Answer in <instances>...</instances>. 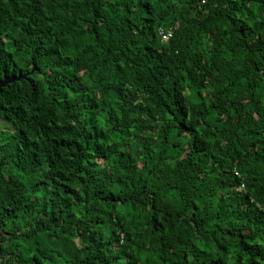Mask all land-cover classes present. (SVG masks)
Wrapping results in <instances>:
<instances>
[{"label":"trees","instance_id":"obj_1","mask_svg":"<svg viewBox=\"0 0 264 264\" xmlns=\"http://www.w3.org/2000/svg\"><path fill=\"white\" fill-rule=\"evenodd\" d=\"M5 76L0 264H264V0H0Z\"/></svg>","mask_w":264,"mask_h":264},{"label":"water","instance_id":"obj_2","mask_svg":"<svg viewBox=\"0 0 264 264\" xmlns=\"http://www.w3.org/2000/svg\"><path fill=\"white\" fill-rule=\"evenodd\" d=\"M20 76L18 77H8V76H5L2 80H0V91L2 90V87L3 86H6L9 82L15 80V79H19Z\"/></svg>","mask_w":264,"mask_h":264},{"label":"built area","instance_id":"obj_3","mask_svg":"<svg viewBox=\"0 0 264 264\" xmlns=\"http://www.w3.org/2000/svg\"><path fill=\"white\" fill-rule=\"evenodd\" d=\"M161 34H163V38H164V39H168L169 36L171 35L170 32L166 33V32H164L163 30H161Z\"/></svg>","mask_w":264,"mask_h":264},{"label":"rangeland","instance_id":"obj_4","mask_svg":"<svg viewBox=\"0 0 264 264\" xmlns=\"http://www.w3.org/2000/svg\"><path fill=\"white\" fill-rule=\"evenodd\" d=\"M0 122H1V119H0ZM0 127H1V125H0Z\"/></svg>","mask_w":264,"mask_h":264}]
</instances>
